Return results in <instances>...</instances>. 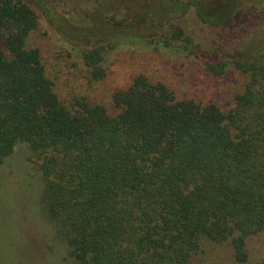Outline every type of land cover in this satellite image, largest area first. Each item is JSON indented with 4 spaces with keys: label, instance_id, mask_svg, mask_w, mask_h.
Listing matches in <instances>:
<instances>
[{
    "label": "trees",
    "instance_id": "1",
    "mask_svg": "<svg viewBox=\"0 0 264 264\" xmlns=\"http://www.w3.org/2000/svg\"><path fill=\"white\" fill-rule=\"evenodd\" d=\"M94 2L97 31L74 47L93 80L129 47L185 60L201 85L237 73L240 92L223 110L138 74L113 92L115 114L84 98L65 107L28 45L35 12L0 0V164L18 145L31 152L62 264H192L204 244L248 264L247 241L264 234V37L225 53L185 33L186 17L230 32L241 0Z\"/></svg>",
    "mask_w": 264,
    "mask_h": 264
},
{
    "label": "rangeland",
    "instance_id": "2",
    "mask_svg": "<svg viewBox=\"0 0 264 264\" xmlns=\"http://www.w3.org/2000/svg\"><path fill=\"white\" fill-rule=\"evenodd\" d=\"M26 1L38 18L37 29L29 36L28 45L40 52L46 76L65 107L74 99L84 98L115 114L111 102L113 92L127 87L138 74L166 83L178 99L193 98L200 103L215 101L223 110L242 88L241 75L232 71L216 85L214 82L201 85L185 60L129 47H121L108 55L103 63L104 77L95 81L74 50L89 43V37L97 31L93 28L97 22L95 0ZM257 1L241 0L243 13L240 14L246 18L234 22L228 33L209 32L205 28L201 31V26L190 17L185 18V33L194 30L197 35H203L200 38L210 47H219L225 53L250 45L264 37V23L256 18L263 6ZM33 160L29 149L18 145L0 164V264H62L63 245L57 241L53 247L55 238L43 218L40 176ZM247 246L248 264H264V234L249 239ZM192 264L236 263L228 247L204 244Z\"/></svg>",
    "mask_w": 264,
    "mask_h": 264
}]
</instances>
